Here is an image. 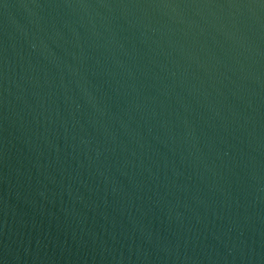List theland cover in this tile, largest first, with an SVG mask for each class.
Listing matches in <instances>:
<instances>
[{
    "label": "water",
    "instance_id": "1",
    "mask_svg": "<svg viewBox=\"0 0 264 264\" xmlns=\"http://www.w3.org/2000/svg\"><path fill=\"white\" fill-rule=\"evenodd\" d=\"M0 264H264V0H0Z\"/></svg>",
    "mask_w": 264,
    "mask_h": 264
}]
</instances>
